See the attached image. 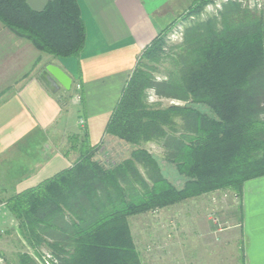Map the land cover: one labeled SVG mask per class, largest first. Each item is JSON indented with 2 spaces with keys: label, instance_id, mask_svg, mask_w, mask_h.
I'll return each instance as SVG.
<instances>
[{
  "label": "trees",
  "instance_id": "1",
  "mask_svg": "<svg viewBox=\"0 0 264 264\" xmlns=\"http://www.w3.org/2000/svg\"><path fill=\"white\" fill-rule=\"evenodd\" d=\"M211 3L197 0L181 16L189 24L177 44L170 26L144 49L101 143L68 136L64 154L77 156L71 167L0 200L12 221L6 233L31 250L19 251L15 264H141L128 218L217 191L240 199L247 181L264 177V4L228 0L202 19ZM0 23L53 58L77 57L84 47L76 0H53L40 12L0 0ZM149 93L175 103H149ZM45 140L35 129L13 146L10 156L27 164L10 183L30 176ZM147 144L162 149L181 187Z\"/></svg>",
  "mask_w": 264,
  "mask_h": 264
},
{
  "label": "crops",
  "instance_id": "2",
  "mask_svg": "<svg viewBox=\"0 0 264 264\" xmlns=\"http://www.w3.org/2000/svg\"><path fill=\"white\" fill-rule=\"evenodd\" d=\"M24 1L32 11L40 12L53 0ZM196 1L76 0L85 27L84 47L77 57L41 53L0 23V156L35 129L46 137L38 163L29 177L15 185L16 193L71 167L77 156L64 154L68 136L83 131L92 145L104 140L109 117L137 59ZM47 66L57 67L70 78L69 92L61 88L51 94L45 88L39 75ZM76 85L80 100L74 97ZM237 203L240 222L234 226L240 227L246 244V264H264V177L247 181ZM184 239L181 233L180 245ZM136 252L141 264H193L199 260L192 258L214 253L137 247Z\"/></svg>",
  "mask_w": 264,
  "mask_h": 264
},
{
  "label": "rangeland",
  "instance_id": "3",
  "mask_svg": "<svg viewBox=\"0 0 264 264\" xmlns=\"http://www.w3.org/2000/svg\"><path fill=\"white\" fill-rule=\"evenodd\" d=\"M231 1H237L242 6H246V2H252L251 0ZM256 3H259L257 6L260 8L259 6L264 4V1ZM214 12L215 10L211 3L201 18L204 19L206 15H211ZM180 22L179 18V20L174 22L175 24H172L170 44H177L180 41L184 26L189 24V21L183 24H180ZM156 76L161 75L156 74ZM148 100L149 103L159 102L161 106L175 103L167 100H157L152 93H149ZM84 134L82 131L79 135ZM112 147L114 146L107 145L108 150L116 152V149L111 150ZM145 149L158 161L165 176L176 187H181L182 180L176 175L173 168L162 159V149L156 144H147ZM10 153V151H7L0 156V200L7 199L16 193L13 187L16 185L14 184L16 181L10 183V178H13L14 174L17 171H21L22 166L25 167L27 164L26 157L23 158L24 160H19L17 158L19 155L17 157L13 154L10 156ZM12 187L14 188L13 190ZM202 197L167 209L128 218V225L133 243L135 242L136 244L135 246L141 250L149 248L173 250L184 248L205 249L214 252L210 253L209 256L204 255L192 258L197 261L199 260V262L193 264H246V244L240 238V227L234 226L240 222V210L237 205V202H239L238 197L229 191L211 193L206 199ZM8 218V214L0 206V259L2 260L4 257L8 261V264H15L16 254L19 251L31 252V250H27L26 248L22 250L18 242L20 239L14 234H6L7 230L8 232L11 230L12 225L8 223L10 222ZM181 233L185 236V239L180 245V241L177 239L180 238ZM41 252L46 261L51 260L49 255L45 253L46 250L43 249Z\"/></svg>",
  "mask_w": 264,
  "mask_h": 264
},
{
  "label": "water",
  "instance_id": "4",
  "mask_svg": "<svg viewBox=\"0 0 264 264\" xmlns=\"http://www.w3.org/2000/svg\"><path fill=\"white\" fill-rule=\"evenodd\" d=\"M39 79L51 94H56L61 88L67 92L71 90L70 78L55 66H47Z\"/></svg>",
  "mask_w": 264,
  "mask_h": 264
},
{
  "label": "built area",
  "instance_id": "5",
  "mask_svg": "<svg viewBox=\"0 0 264 264\" xmlns=\"http://www.w3.org/2000/svg\"><path fill=\"white\" fill-rule=\"evenodd\" d=\"M227 1L228 0H214L215 5H214L213 8H219V6H220L221 3L227 2ZM251 1H250L251 2L250 4L253 5L254 3H256L258 1H264V0H251ZM256 4H259V3H256ZM79 92H80V86L79 85H76L75 86V95H74V97L77 100H80V94H79ZM0 264H5V263L0 259Z\"/></svg>",
  "mask_w": 264,
  "mask_h": 264
}]
</instances>
